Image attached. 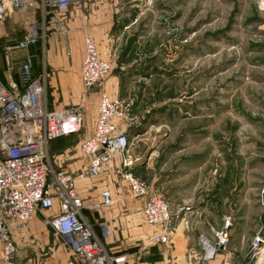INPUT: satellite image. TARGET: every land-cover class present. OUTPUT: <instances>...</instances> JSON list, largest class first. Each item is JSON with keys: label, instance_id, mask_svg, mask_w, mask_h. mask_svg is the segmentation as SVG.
I'll return each mask as SVG.
<instances>
[{"label": "rangeland", "instance_id": "rangeland-1", "mask_svg": "<svg viewBox=\"0 0 264 264\" xmlns=\"http://www.w3.org/2000/svg\"><path fill=\"white\" fill-rule=\"evenodd\" d=\"M72 7L59 14L62 22ZM101 9L99 27L102 22L104 27L97 33L99 49L112 68L91 92H85L83 85L81 91L74 89L80 75L73 72L66 76L71 91H50L52 100L66 104L61 109L80 110L84 118L79 135L60 137L48 146L52 168L75 174L84 166L78 143L88 121L97 115L99 92L108 90L112 98L130 104L132 119L121 122L130 138L128 152L134 163L129 169L150 192L181 202L176 205L198 209L210 197V230L218 228L216 217L223 208L228 215L238 211L234 203L243 194L258 227L242 240L250 243L242 264H264V252L253 247L257 236L264 241L260 220L264 209L256 205L264 186V164L256 159L264 154V0H109V4L104 0ZM12 24L24 30L23 36L37 27L38 50L58 30L42 0H24L23 9L13 8L4 21L8 33ZM117 159L94 179L80 181L77 187L85 203L97 202L110 180L120 182L118 195L131 196L115 172L119 155ZM240 179L246 181L245 187ZM47 212L38 213L37 219L60 213L58 205ZM102 212L84 211L83 217L93 225L92 219ZM34 221L24 230L14 224L11 241L18 236L12 242L21 255L17 264L29 258L27 264H77L53 227Z\"/></svg>", "mask_w": 264, "mask_h": 264}, {"label": "built area", "instance_id": "built-area-1", "mask_svg": "<svg viewBox=\"0 0 264 264\" xmlns=\"http://www.w3.org/2000/svg\"><path fill=\"white\" fill-rule=\"evenodd\" d=\"M84 0H42L50 21L62 23L59 14ZM24 0H0V29L7 15L16 8L21 10ZM39 41L38 28L33 26L29 33L15 45L4 49L9 58L13 49H25ZM111 64L100 55L94 36L84 37V53L80 78L85 92L102 84L109 75ZM22 87L8 86L0 76V240L8 253H14L11 241L14 224L23 230L38 213L50 211L58 205L59 214L50 215L44 223L49 224L64 239L75 255L77 264H124L126 256L111 254L93 225L83 217V212L113 207L117 200L111 190L101 193V200L86 204L77 187V180L87 181L100 175L109 165L119 162L115 172L126 184L131 197L143 200L144 223L157 228L153 242L169 243L174 232V218L170 203L162 196L150 192L148 185L131 169L133 159L128 148L130 138L121 122L132 119L130 104L124 99L99 92L98 112L90 136H83L78 147L84 158V166L77 172L55 170L49 163L48 146L60 137L79 135L84 125L80 110L54 109L46 106V76H36L31 57L21 65ZM260 204L264 208V186L260 193ZM189 222L186 220V225ZM233 220L225 215L222 226L211 227L210 236L201 237L200 259L211 260L230 243ZM103 237L110 230L106 221H99ZM254 250L264 252V241L255 238ZM257 251L254 252V256Z\"/></svg>", "mask_w": 264, "mask_h": 264}, {"label": "crops", "instance_id": "crops-1", "mask_svg": "<svg viewBox=\"0 0 264 264\" xmlns=\"http://www.w3.org/2000/svg\"><path fill=\"white\" fill-rule=\"evenodd\" d=\"M84 0L83 2H85ZM104 0H87L80 6H73L70 15L63 20L59 16L62 23L57 24L58 30L49 34V41L44 44L41 50H38L37 44L25 49H13L9 58L3 56L4 45H15L18 40L22 39L24 30H17L14 24L10 26V32H7L6 25L0 29V49L4 57L0 60V76L5 84L8 86L22 87L20 70L21 65L26 57H31L33 62V72L36 76H46V88L49 83V98L46 102L47 109H61L65 107L64 101L52 100L50 91L61 88L64 92L71 91V86L67 84L66 76L72 72L80 75V68L82 64V57L84 53V37L90 34L95 37L99 49V40L97 33L104 27L103 22L99 27L100 19L103 21V10L101 9ZM109 4V0H106ZM99 7V9H97ZM71 9V8H70ZM69 10V9H68ZM12 23L17 22L15 15L11 18ZM62 25V26H60ZM66 25V26H65ZM66 28H65V27ZM66 50L68 51L66 53ZM100 52V49H99ZM103 59L109 62L105 55L101 54ZM49 77V78H48ZM80 84V85H79ZM74 89L82 90L80 78H77V87ZM53 90V91H54ZM108 93V90H105ZM55 95V92L54 94ZM56 101V102H55ZM96 118V117H95ZM88 121L85 136H90L93 131L95 122ZM257 162L264 164V154L259 158L256 156ZM118 160V159H117ZM258 170V168H255ZM255 169H251L254 171ZM264 176V175H263ZM264 180V179H263ZM240 185L245 187L247 185L245 180H239ZM82 182V181H81ZM120 182L109 181V190L114 194L117 202L113 207L107 208L105 213L101 209L94 212H102L100 218L97 216L93 221L96 232L103 239L108 251L114 256H126L127 262L124 264H242L247 257V251H250V243L242 240L246 235H250L252 230L257 229V216L250 212L245 207L244 195L238 197V201L234 203V207L238 210L232 216L233 226L231 228L230 243L227 248L219 253L211 260L203 262L200 259L201 244L198 238L201 234L210 235V197H207V202H203L201 206L176 205L177 203L172 196H168L167 201L170 203L172 215L174 218V232L171 235L169 243H155L153 242L154 235L157 233V228L146 225L143 220L142 208L143 200H137L129 196L124 197L118 195L122 190ZM77 186H80V181L77 180ZM119 187V188H118ZM82 192L84 190L81 189ZM102 193V192H101ZM101 193L97 202L101 200ZM81 194V193H80ZM84 195V194H82ZM81 195V196H82ZM133 204V210L130 208L129 202ZM190 199L184 200L183 203L189 202ZM93 202H87L91 204ZM218 201V205L220 204ZM257 207L261 208L260 199L257 200ZM224 204V199H223ZM103 209V208H102ZM262 209H264L262 207ZM89 210L86 209L85 212ZM92 211V210H90ZM219 211V208H218ZM225 208L217 214V225L222 226V220L225 215ZM48 213V212H47ZM50 213V212H49ZM92 216V212H89ZM35 217V223H40L45 220H40ZM91 220V219H89ZM106 221L110 230L108 237H103L98 227L99 221ZM186 220L189 224L186 225ZM260 220L264 222V218L260 215ZM42 224V223H41ZM142 224V225H140ZM264 226V225H263ZM14 237V234H13ZM18 237L12 238L16 241ZM201 240V238H200ZM13 244V242H12ZM14 245V244H13ZM16 246H14L15 249ZM5 245L0 240V264H17V260L21 255L14 250V253L9 256L6 254ZM249 249V250H248ZM31 259L27 260L29 262ZM262 260V259H261ZM27 262L25 264H27ZM256 262L255 264H257Z\"/></svg>", "mask_w": 264, "mask_h": 264}]
</instances>
